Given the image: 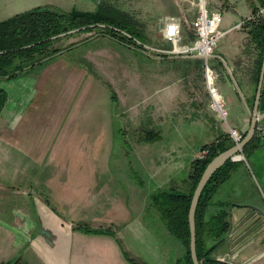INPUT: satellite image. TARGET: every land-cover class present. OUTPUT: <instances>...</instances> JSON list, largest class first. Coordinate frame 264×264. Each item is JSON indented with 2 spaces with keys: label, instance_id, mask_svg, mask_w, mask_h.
<instances>
[{
  "label": "crops",
  "instance_id": "crops-1",
  "mask_svg": "<svg viewBox=\"0 0 264 264\" xmlns=\"http://www.w3.org/2000/svg\"><path fill=\"white\" fill-rule=\"evenodd\" d=\"M151 1V8L144 4L142 32L145 39L147 35L149 39L159 40L157 34L162 37L167 18L174 17L180 26V43H191L196 4L191 0ZM38 2L0 0V14L3 10L15 14L38 6ZM206 8L222 11L220 29L224 31L209 60L218 75L216 84L224 99L227 119L220 133L213 135L215 140L227 132V125L246 132L254 112L264 111L261 109L264 101L260 95L255 108L258 48L247 26L243 25L246 19L254 20L258 15H252L250 0H206ZM258 13L264 19V7H260ZM100 36L105 35L84 34L72 47L40 67L39 73L27 72L32 79L31 88L46 82L54 90L52 96L58 97L54 115L49 120L57 139L37 150L42 153L41 157L32 156L31 164L28 158L23 162L21 155L11 151L19 147L20 136L16 132H0V152L5 151L4 161L16 168L1 166L0 162L1 168L6 170L0 176V264H130L127 256L143 264H171L168 250L160 242V233H156L160 232V221L150 204V195L158 188L170 186L186 190L192 160L199 156L203 144L213 140L193 142L190 132H162L160 128L166 131L168 127L160 124L158 130L142 129L153 130L157 138L152 141L138 138L148 149L139 171L134 170L132 161H126L125 155L122 157L124 146L131 147L126 139L123 147H117L119 154L113 156L112 138L118 119L113 111L120 102L119 88L109 87L112 106L106 113L109 104L102 95L103 85L95 81L92 73L95 69L85 57L91 55L84 54L79 61L77 59L79 63L65 59L71 58L66 55L67 51L83 50ZM163 42L164 48H159L170 50L171 42L165 39ZM135 50L146 57L144 52ZM174 53L177 55L160 56L158 65L144 67L143 73L148 79L155 77L158 81H146L142 96L156 100L160 121H201L196 126L203 129L209 117L219 116L210 109L205 83L199 81L202 60L193 54ZM172 57L190 63L195 61L198 65L176 66L171 62ZM263 86L264 77L261 89ZM73 88L78 90L76 97H71ZM4 89L9 103L8 91ZM110 89L115 93V101L110 98ZM5 104L0 117L6 125L17 121L20 109L18 112ZM257 125L264 128V118L259 119ZM258 133L256 130L255 134ZM71 139H77L76 143H71ZM61 140H65V144H59ZM150 149L155 151L150 152ZM8 156L9 161H6ZM22 163L30 168H22ZM19 168V180L17 173L14 177L9 175L10 170ZM144 178L148 179L149 188ZM235 204L230 207L226 239L213 254L232 264H264V210ZM148 215L152 222L147 219ZM76 223L106 232H83L73 228ZM163 235L166 236L164 227Z\"/></svg>",
  "mask_w": 264,
  "mask_h": 264
},
{
  "label": "rangeland",
  "instance_id": "rangeland-1",
  "mask_svg": "<svg viewBox=\"0 0 264 264\" xmlns=\"http://www.w3.org/2000/svg\"><path fill=\"white\" fill-rule=\"evenodd\" d=\"M99 2L102 4H110L113 7L129 12L140 22L142 30L145 19L144 4L145 6L147 4L149 8L153 7V2H149V0H39L38 5L50 3L49 5L64 10L78 8L81 10L93 11L99 6ZM11 13L12 12L10 10H3L0 14V19L2 20L13 15ZM90 33H96V30L86 33L74 32L67 36H61L54 42V45L67 49V47H72L70 46L71 44L73 45L78 42V38H80V36ZM157 37L159 40H153L149 39L146 35L147 40L144 42L153 48H164V46L161 45L164 44L163 37L158 34ZM72 39L74 40L70 41ZM117 42V40L108 36H100L94 41L91 40L86 47H83V50L75 48L73 51H67L66 55L71 58H65L67 60L73 59L74 62H78L84 54L91 55H87L85 57L91 61L89 64L91 65L92 63L93 68L95 69V72H92L94 74L93 77L95 78V81L103 85L102 95L109 104L106 105V113H108V109L112 106L108 97L109 87L113 86L115 89L119 88L120 102L116 106L115 111H113L115 117L119 119H117L116 126L114 127L115 134H113L112 138V145H114V151L112 153L113 156H117L119 154L120 151L118 152L119 148L117 147H123L126 139L131 147L128 145L124 146L125 150L123 151H125V153L122 157L125 155L126 161H132L135 165L134 170L139 171V164L140 166L142 165L141 161H143V154L144 152H148L146 145L138 140L139 136L144 133L142 129L145 127H152L153 129L158 130V126L160 124L163 126L167 124V130L164 131V129L160 128V131L179 133L190 132L192 134V138L194 136L193 142L198 140L200 141L202 139H208V141H211L213 140V135L220 133L221 125H226L227 119L222 120L220 118L215 119L209 117V121H207V125L203 129L196 126L197 124H201V121L196 122L186 120L177 123L174 121H160L157 117V110L155 109L157 108V103L155 104L156 100H154L153 97L147 98L142 96V88L145 86V82L149 80L143 73L144 67H147L148 64L152 67L158 65V59H162V57L166 58L168 55H177L176 53L173 52L163 54L162 52L156 53L150 50V52H144L146 54V57H144L137 53L134 47ZM94 44H96L97 47ZM172 48L173 46H171V49ZM64 52L65 51L62 53ZM171 62L176 66L192 65L194 67L198 65L195 61H192L191 63L185 62L183 59L178 57H172ZM39 69L40 67H34L28 73H39L41 70ZM199 70V81L203 82V72L201 68H199ZM28 73H24L20 77L2 79L0 81V84L7 89L10 97L9 103L7 101L5 104L7 108L13 106L14 109L18 110V112L20 109V115L15 122L12 121L5 125L1 120L3 117H0V132H16L20 136L19 147L16 146V148L11 151L21 155L23 162L27 158L30 159L31 164L32 156H42V153L37 152L39 148H45L50 142L57 139V132H52V129L50 128L51 121L49 120L50 118L52 119L51 116L54 115V111L58 104V97L56 94L55 97L52 96V91L54 90L50 89L51 86L48 87L46 82H44L45 85L37 84L38 87L31 88L30 83L32 79H30V75ZM42 74L44 75V73ZM150 80L151 82L154 80V83L158 81L155 77L150 78ZM16 82L17 85H15ZM132 84H134L135 87L132 86ZM81 87L82 86H80V88ZM75 89L76 88H73L71 90V97L77 96L78 90ZM149 99L150 103L148 104ZM74 141L76 143L77 139H74ZM74 141L71 139V143ZM65 142V140H61L59 144H65ZM153 144L155 145L157 143ZM147 146H149V144H147ZM151 151L153 152L155 150L150 149V152ZM201 155L202 153L200 152L198 157ZM4 156L5 151L0 152V162H2L1 166L6 165L15 168L12 163H6L4 161ZM9 157L10 156L6 158V161H9ZM241 160L243 161L240 162L241 164L238 165L231 176L219 186V189L215 192L213 200H230L234 203L246 204L256 208L260 207L259 209H261L264 206V145L251 151H245L244 159L242 158ZM22 165V168H30L27 167L28 164L26 163H22ZM1 166L0 176H3L6 170L1 168ZM10 172L11 173L9 175L13 177L15 176L14 174L17 173V180L21 177L19 176L20 168L15 171L10 170ZM144 179L146 181V188H149L150 183L148 182V179ZM18 184L19 182H17L16 185ZM146 217L150 222L153 221L150 215ZM159 228L160 232L156 233H160V242L168 250V256L169 258L171 257V264H173L174 259H176L179 255L182 247L176 239L167 233V231L166 236L163 235V225L160 223ZM258 260L262 261L263 259H257L256 261Z\"/></svg>",
  "mask_w": 264,
  "mask_h": 264
},
{
  "label": "trees",
  "instance_id": "trees-1",
  "mask_svg": "<svg viewBox=\"0 0 264 264\" xmlns=\"http://www.w3.org/2000/svg\"><path fill=\"white\" fill-rule=\"evenodd\" d=\"M250 5L252 15H258L254 20L246 19L243 25L247 26L251 40L258 48L256 65L258 81L264 53V19L258 12L260 7H264V0H250ZM92 30L144 52L141 45L136 42L146 41L141 24L125 10L101 2L93 11L78 8L64 10L51 5H38L0 20V81L18 77L34 67H43L59 56L66 48L55 46L54 42L61 36ZM110 98L112 101L116 100L112 89ZM6 100V90L0 84V111ZM261 101H264V86L261 89ZM261 109L264 110V104L261 105ZM143 132L139 136L140 140L152 141L157 138L156 132L151 129H145ZM244 135L245 132H242V137ZM263 136L261 133L254 134L243 147L242 154L245 156V151L264 145ZM233 144L234 141L228 132L203 144L200 150L201 153L204 151V154L191 162L189 185L186 190L170 186L158 188L151 193L150 204L156 210L160 224L182 247L173 264H193L189 249L188 221L192 194L209 161ZM239 161L243 160L228 158L208 178L199 195L194 211L195 252L199 264H232L216 258L213 251L226 239L230 229V207L236 204L230 200L214 201L213 197L218 187L236 170ZM262 209L264 210V206ZM73 228L83 232H106L103 229H92L84 223H76ZM127 259L130 264H143L129 256Z\"/></svg>",
  "mask_w": 264,
  "mask_h": 264
},
{
  "label": "built area",
  "instance_id": "built-area-1",
  "mask_svg": "<svg viewBox=\"0 0 264 264\" xmlns=\"http://www.w3.org/2000/svg\"><path fill=\"white\" fill-rule=\"evenodd\" d=\"M191 2L197 6V13L192 21L193 40L191 43H180V26L174 17L167 18L164 30L162 31L163 39L170 41L173 46L171 50L153 48L146 43H141L139 40H136V42L141 45L144 52L152 50L156 53L177 52L198 56L202 60L203 78L209 95V107L217 112L220 119L226 120L224 99L216 84L218 75L209 63L214 47L224 33L220 29L222 11L219 9L209 11L206 8V0H191ZM256 130L264 135V128L262 126L257 125ZM227 132L234 143L238 142L242 137V132L236 127L228 125ZM202 154H204V151ZM232 158V160H241L244 158V155L240 152Z\"/></svg>",
  "mask_w": 264,
  "mask_h": 264
},
{
  "label": "water",
  "instance_id": "water-1",
  "mask_svg": "<svg viewBox=\"0 0 264 264\" xmlns=\"http://www.w3.org/2000/svg\"><path fill=\"white\" fill-rule=\"evenodd\" d=\"M264 77V53H263V61L261 65V70L259 74L258 79V86L255 96V108H257L260 95H261V86L263 82ZM228 82L230 83L229 77H227ZM256 110V109H255ZM257 111V110H256ZM256 111L254 112L253 117L251 118L250 125L248 130L245 132L244 137H242L238 142L234 143L232 146L227 148L226 150L220 152L216 156H214L209 163L204 168L195 188L192 194L190 206H189V212H188V221H189V230H190V242H189V249H190V255L191 259L193 261V264H199V261L196 256L195 252V220H194V211L195 207L199 198V195L201 193V190L205 183L207 182L208 178L214 173L216 169H218L228 158L231 160L232 157L242 152L243 147L250 141V139L254 136L258 120L261 118H264V111L261 114H256ZM263 142H264V136H263ZM244 159V158H243ZM238 205H245L246 204H238ZM252 207V206H250ZM256 208V207H253Z\"/></svg>",
  "mask_w": 264,
  "mask_h": 264
}]
</instances>
